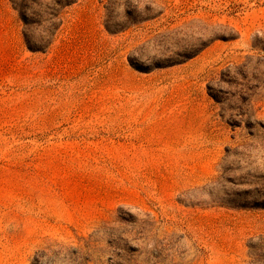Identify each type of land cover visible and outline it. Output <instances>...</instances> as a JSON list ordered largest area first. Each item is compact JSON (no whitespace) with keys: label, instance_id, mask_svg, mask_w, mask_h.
Wrapping results in <instances>:
<instances>
[{"label":"rangeland","instance_id":"1","mask_svg":"<svg viewBox=\"0 0 264 264\" xmlns=\"http://www.w3.org/2000/svg\"><path fill=\"white\" fill-rule=\"evenodd\" d=\"M13 1L0 264H264V0H156V19L123 27L120 8L111 30L110 0H77L44 53ZM39 1L35 18L55 2ZM193 20L235 39L151 67L149 42Z\"/></svg>","mask_w":264,"mask_h":264},{"label":"trees","instance_id":"2","mask_svg":"<svg viewBox=\"0 0 264 264\" xmlns=\"http://www.w3.org/2000/svg\"><path fill=\"white\" fill-rule=\"evenodd\" d=\"M76 1L55 0L51 5L52 7L49 4L45 6V16L36 15L38 18L33 17L35 14L30 12V6L26 3V0L13 1L15 9L25 25L24 37L29 50L42 53L47 51L59 29L61 9L71 6ZM31 2L37 6L40 5L39 0H31ZM109 4L106 8L108 11L106 28L108 30L113 28L109 25V21L116 13V9L123 8L124 10L127 20L123 27H131L142 21L154 20L162 14L157 11L156 0H110ZM234 39L235 36L222 34L210 22L193 20L178 29L157 36L149 42L151 49L155 52V56L150 58L153 63L151 67L163 69L174 66L196 57L217 40ZM130 63L133 67L138 68L134 59H130ZM247 148L244 147V150H247ZM250 157V154H247V158ZM198 251L202 252L200 249Z\"/></svg>","mask_w":264,"mask_h":264}]
</instances>
